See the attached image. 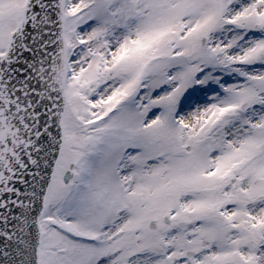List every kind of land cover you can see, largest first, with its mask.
<instances>
[{
	"label": "snow or ice",
	"instance_id": "obj_1",
	"mask_svg": "<svg viewBox=\"0 0 264 264\" xmlns=\"http://www.w3.org/2000/svg\"><path fill=\"white\" fill-rule=\"evenodd\" d=\"M0 264H264V0H0Z\"/></svg>",
	"mask_w": 264,
	"mask_h": 264
}]
</instances>
